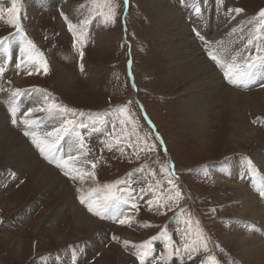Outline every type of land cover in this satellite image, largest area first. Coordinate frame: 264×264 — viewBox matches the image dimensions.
<instances>
[{"label": "rangeland", "instance_id": "1", "mask_svg": "<svg viewBox=\"0 0 264 264\" xmlns=\"http://www.w3.org/2000/svg\"><path fill=\"white\" fill-rule=\"evenodd\" d=\"M162 1L172 9L192 7V17L205 28L190 25L189 20L186 25L193 32L206 35L202 50L206 53L209 49L205 56L212 66L208 55L211 57L213 48L225 59L222 62L225 69L234 62L233 57L235 63L243 64L249 54H256L255 42L247 48L245 45L260 27L258 12L264 9V0ZM59 3L67 6L66 14H62ZM51 4L54 5H46L41 0H19L23 32L16 34L15 28L6 22L11 0H0V12L4 13L0 19V38L8 37L0 45V68L4 69L0 73L3 89L0 110L7 125L28 140L38 159L64 181L76 206L88 213L80 202V195L91 189H100L98 194L103 195L104 184L114 185L113 191L124 199L129 198L130 190L134 199L128 204L111 205L104 219L89 212L98 223L93 231L74 226L70 218L72 208L61 203L58 189H46L40 181L35 182L27 169L18 170L0 151V264H141L137 246L152 237L157 239L152 241L151 254L143 264H181V258L182 264H197L204 258V264H212L211 257L218 264H245L237 236L249 232L251 222L259 226L262 218L250 219L248 224L249 221L238 216L241 205L236 185L250 184L257 177L256 170L249 169L250 164L264 165V108L247 107L237 115L216 105L208 113L204 132H197L188 124L183 108L195 96L196 88L179 76L173 75V78L167 74L170 68L164 53L168 47L162 44L164 22L152 10L151 0H114L115 21L108 23L96 14L90 0H54ZM236 8L244 10L238 14V24L220 34L217 20H229L237 14ZM63 16L73 25L76 36L84 38L83 44L73 46V32L69 31ZM84 20L89 23L82 24ZM28 41L47 62V74L43 70L37 72L35 64L16 68L21 46L25 48ZM259 43L264 45V40ZM4 51H11L12 57L2 58ZM81 65L86 69L81 70ZM18 79L23 82L17 86L14 83ZM219 80L232 87L224 71ZM243 85L240 83L237 87L260 91L264 89V77ZM17 90L27 95L35 91L43 98L48 95L50 102L54 98L56 104L75 110V116L41 112L26 118L45 120L38 134L42 138L65 119L87 124V128L78 129L83 137L82 149L75 137L69 135L55 154L57 159L79 155L80 166L94 171L95 180L69 179L55 164L48 163L33 140L24 134L30 130L20 123L23 117L19 110L17 124H12L10 109L3 97L16 94ZM121 106L132 114L136 133L132 132V124H119L123 118L118 113ZM157 135L160 140L155 139ZM144 137L147 144L155 146V151L145 148ZM117 139L121 141L119 144ZM130 143L134 147H128ZM109 144L113 145L111 150ZM91 162H96L95 169L91 168ZM169 179L182 194L178 206L167 201L168 195H175V189L169 191L172 188ZM252 193L259 205L263 204L260 193ZM157 204L165 206L157 207ZM189 215L191 227L184 222ZM121 219L128 222L121 224ZM162 231L171 237L168 249L165 248L167 236H161ZM198 231L203 232L208 251L201 248L190 260L184 252L183 241L194 239ZM125 241L129 243L126 245ZM258 241L264 244L262 236ZM176 248L180 249L179 257L175 254Z\"/></svg>", "mask_w": 264, "mask_h": 264}, {"label": "bare ground", "instance_id": "2", "mask_svg": "<svg viewBox=\"0 0 264 264\" xmlns=\"http://www.w3.org/2000/svg\"><path fill=\"white\" fill-rule=\"evenodd\" d=\"M41 1L46 5H54L51 4L52 2H54V0ZM188 1L191 0H187L186 2ZM151 2L152 10L154 12H157L158 16L164 22V26L162 27V35H164V37L162 36V44L168 47V49L164 50V53H166V64L170 68L167 74L177 76V78L179 76V78L183 81L187 80L189 83H192L190 84L191 87L196 88L195 96L193 95V98L183 104V108L186 111V120L190 126H194V129L196 128L195 130L197 132H204V127L208 125V113L211 112V107H214L216 105L226 111L236 113L237 115L240 114L239 112L241 110H245L247 107L256 110L264 108V89H261L257 92H255V90L249 91V89L246 91L241 87H237L239 85L233 84L232 87L228 88L221 80H219L220 76L223 74V71H225L224 65L222 63L223 61H225V59L222 60L221 53L213 48L210 49L211 54L217 56V58L221 61L223 67L219 66L216 61L214 63L213 59L211 62L214 64V67L207 61L208 57H206L205 54L209 52V49L206 48V53H204V51L202 50V48H205L206 46V35H202L200 32L195 33L190 30L189 26L186 25V21L189 20L190 25L196 24L202 28H205L204 25L201 24V26L197 23L198 20H195L194 17H192L193 15H191V6H184L187 7L185 9H172L167 6L166 3L162 0H151ZM59 7H62V9L60 8V10H62V14H66V11H68L66 8L67 6L60 4ZM63 17L67 25L71 24L65 16ZM238 18H240L238 14H235L232 18L227 21L225 20L224 22L219 18L217 20V23L219 22L218 24L220 25V34H222V30H230L234 28L238 24ZM94 35H97V33H95ZM104 42H106L105 39ZM198 46L200 48H198ZM207 47H209L208 43ZM21 48H23V46H21ZM208 56L211 59L210 55ZM11 57V51L10 53L8 51L3 52L2 58L9 59ZM83 68L85 67L83 66ZM258 69L259 70L256 69L254 71L251 77L242 82L243 87L245 86L243 84H247L256 80L259 81V79H262V77H264V66H259ZM257 71L259 74H256ZM174 76L173 78H175ZM20 82H23V80L20 81L18 79L14 84L18 86ZM236 88L245 92H237ZM0 89H2V87H0ZM2 95L3 94L0 91V99ZM3 100L5 101V103H7L9 109L15 106L20 111L23 118H26L24 117V113L27 112L29 108L42 106L44 103L43 96L35 91L28 95L14 93L13 95L3 97ZM39 103L40 105H38ZM39 113L41 112H34L32 113V115ZM40 121L41 123L39 125L33 126L28 130H30V132L35 134L38 138L44 139L38 134L39 130L42 127V123H44L45 120L41 118ZM21 133L24 132L21 131ZM28 136L30 137L29 139L33 140L32 135ZM32 148L28 140L24 139L7 125L5 116L0 110V151L2 152V157L5 160L10 161L14 165H16L15 167L18 168V170L27 169L30 173V177L35 182L40 181V183L44 185L46 189L56 187L55 189H58L57 195L62 201L61 203L72 208L70 218L72 219V224L74 226L84 227L90 229L91 231L97 229L98 223H96L91 215L88 214L89 212L87 213L86 210L80 208L81 206L78 207L75 205L76 201H74L70 193V189L67 187L64 181L55 173V171L49 168V166L47 167L42 161L38 159V153L36 154L32 150ZM61 149L62 146L59 145L56 152H59ZM254 159V161H256V158ZM255 166L256 165L253 163L250 164V169L256 170L255 172L257 174V177L255 179H252L253 181L250 184L241 183L240 186L236 185L238 201L241 205V210L238 213V216L241 219L249 221L248 224L251 222L250 219L256 218L260 220L262 218L259 226H256L255 224H253V226L251 222L250 225H248L251 229L249 232L247 231L246 233H240L239 235L237 233V245L238 248H240L242 259L245 264H264V244L258 241L261 236L264 238V197L263 204L259 205V201H257L252 193H260L261 190H264V176L261 175L264 174V165L262 164L261 167H257V164V168H255ZM224 183L227 184L225 181ZM257 228L259 231H257Z\"/></svg>", "mask_w": 264, "mask_h": 264}, {"label": "snow or ice", "instance_id": "3", "mask_svg": "<svg viewBox=\"0 0 264 264\" xmlns=\"http://www.w3.org/2000/svg\"><path fill=\"white\" fill-rule=\"evenodd\" d=\"M127 2V0H125ZM183 2V0H181ZM90 3L95 5V11L96 14L101 17L104 21V23L108 22H114L115 16H116V5L114 4V0H90ZM19 0H11V7L6 10L7 14V24L11 27H14L16 30V34H22L23 29L22 25L20 23L19 19ZM105 9H107V12H105ZM196 11H199L197 8ZM233 11V10H229ZM237 14L243 12L244 10L241 8H236L234 10ZM258 16L260 19V27L256 29V34L252 36V38L248 39L247 44L245 47L252 46L255 42V51L256 54H249L248 57L245 58L243 64H237L235 63V57H233V63L229 64L227 68L224 71L225 79L233 85H239L240 83L247 80L249 77H251L254 73V71L259 66H264V45H261L259 41L264 40V35H261L262 30H264V9H260L258 12ZM4 13L0 12V19H3ZM95 18V17H93ZM82 24L89 23L88 20H84L81 22ZM69 31L73 32L74 36V42L73 46L75 47L77 43L83 44L84 38L77 37L76 33L74 31L73 25L69 24ZM8 40V37L0 38V45H4L5 41ZM81 58L83 57L84 53L83 51L80 52ZM211 59L216 61V63L223 67L221 64V61L217 58L215 55H211ZM35 64L38 65L37 72L43 70L44 74H47L48 66L47 62L43 59V56L41 53H38L35 51V46L32 44L31 41L27 42V46L25 48H22L20 50V58L17 59L16 62V68L20 69L23 65H30ZM81 70H83V65H81ZM4 71L3 68H0V73ZM27 74L31 75V72H28ZM0 91H3V89H0ZM19 94V90H17V93ZM44 103L42 106H37L33 108H29L27 112L24 113V117L31 116L34 112H43L46 115H53L56 112L59 113H72L73 116H75V110L69 109L65 106L58 105L53 100L50 102L49 96H44ZM18 109L13 106L10 108V112L12 115V124L15 126L17 124L16 120V113ZM119 117H123L119 119V124L122 126H127L128 124H132V132L136 133V124L135 121L132 120V114L128 113L126 108L121 106L118 109ZM83 113H80V116H83ZM20 123L31 128L33 126H37L41 123L40 119H28V118H21ZM88 125L83 123L82 121L78 122L77 119H65L62 124H60L59 127L54 128L52 131H49L45 134L44 139L38 138L35 134L30 133L28 131H25V135H32L33 137V143L36 146V148L39 150L41 156L50 164H55L57 168H60L63 171V174L67 176L69 179L72 180H80L81 182H84V180L88 177L95 180V172L94 171H87L86 169L82 168L80 166V156L79 155H68L66 158H60L57 159L55 153L60 145V142L65 139V137L69 135H73L75 137V141L78 142L79 148H83V137L81 133L78 131L80 128H87ZM113 127L115 128V124H113ZM100 129H97L99 131ZM50 138V139H49ZM138 139H140L139 136H137ZM156 140H160L161 138L159 135L155 137ZM147 137L143 138V142L145 145V148H147L148 151H155V146L150 145L146 143ZM121 141L120 139L116 140V144H119ZM113 145L109 144L108 147L111 150V147ZM128 147H134L133 144H128ZM141 151L144 150V148L140 149ZM123 151V149H121ZM91 168H96V162H91ZM161 171H165V167L162 166ZM169 175H174V173H170ZM168 184L172 186L169 191H172L175 189V185L173 184V181L171 179L168 180ZM114 185L112 184H104L102 186L103 189V195H99L98 192L100 189H91L88 191L87 194H81L79 199L81 204H84L88 211L92 213L93 215L99 216L101 219L106 218V214L109 211V208L113 204H128L131 199H134V197L131 196L130 190H129V198L124 199L122 196L116 195V193L113 191ZM78 192H80V189H77ZM117 191H119L117 189ZM141 191H144L143 189ZM151 191V189H149ZM261 197H264V190H261L260 192ZM181 192L178 189H175V195H168L167 201L171 202L172 204L179 205V200L181 199ZM151 206L153 204V201L148 202ZM131 206L133 208H136V204L132 203ZM165 205L163 204H157V207H163ZM169 211L172 210L171 207L168 209ZM128 221L126 219L119 220V223L124 224ZM186 224L189 225V227L192 226V220L189 215V218L184 221ZM198 225V222H196ZM150 226V225H146ZM161 236H167V233L162 231ZM188 235H191L189 232ZM157 239V237H152L150 240L144 241L142 244L137 246L140 251L137 253V259L141 261V264H143V260L147 258L152 251V241ZM168 242L165 244V248L168 249L171 246V237L167 236ZM126 245L129 243L128 241L124 242ZM203 249V251L207 252V242L204 239L203 232L198 231L196 233V236L194 239H184L183 241V249L184 252L188 254V259L193 258V253L198 252L200 249ZM175 254L179 257L180 256V249H175ZM212 264H218V262L215 260L214 257H211ZM181 264H182V258H181Z\"/></svg>", "mask_w": 264, "mask_h": 264}]
</instances>
